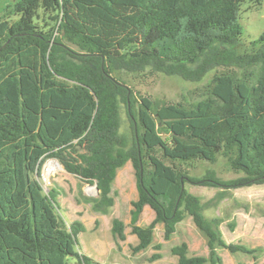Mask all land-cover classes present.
Segmentation results:
<instances>
[{"label": "trees", "instance_id": "obj_1", "mask_svg": "<svg viewBox=\"0 0 264 264\" xmlns=\"http://www.w3.org/2000/svg\"><path fill=\"white\" fill-rule=\"evenodd\" d=\"M244 0H14L0 13V264H91L78 249L79 220L67 227L55 187L44 192L40 166L54 158L82 181L83 196L106 213L111 184L130 160L137 199L131 201L133 253L153 241L156 223L168 240L186 215L205 238L207 255L170 248L176 264H222L218 248L254 254L259 248L226 242L221 218L204 209L230 188L264 183V29L241 50L237 20ZM260 4L264 0H249ZM146 69L200 81V98L156 101L118 75ZM128 120L122 129V108ZM223 156L241 175L213 169L189 174L194 162ZM214 186L202 202L185 183ZM148 204L154 218L136 223ZM264 215V211H263ZM233 226V223H230ZM114 217L111 233L126 238ZM119 246V244H118ZM160 243L148 257H160Z\"/></svg>", "mask_w": 264, "mask_h": 264}, {"label": "rangeland", "instance_id": "obj_2", "mask_svg": "<svg viewBox=\"0 0 264 264\" xmlns=\"http://www.w3.org/2000/svg\"><path fill=\"white\" fill-rule=\"evenodd\" d=\"M237 20L242 26L240 46L241 50H249L250 42L260 35L264 29V2L256 4L244 0L237 14ZM213 72H209L200 81L184 80L176 75H167L162 72H151L146 69L139 73L120 72L118 75L136 92L137 95L148 96L156 101L181 102L189 104L202 96L204 86L209 82ZM122 129L127 128L128 120L125 108H122ZM57 160V159H56ZM58 161V160H57ZM59 163V164H58ZM58 163L54 158H46L40 166L38 177L44 192L55 187L60 194L57 195L58 212L69 224L73 219H80L85 228L78 234V249L80 252L90 256L91 264H176V255L172 254L170 247L181 241L188 244V254L207 255L205 238L201 231L195 226L192 218L186 215L177 223L176 231L171 238H162V253L160 259L150 261L148 257L155 250L148 247L140 252L133 253L130 249L131 233L129 225L128 200L123 199V193L118 190L114 213L120 215L126 222V239L121 241L118 248L110 231L111 210L102 216L98 224H94V215L91 204L84 201L83 196L87 193L95 196L94 188L87 186L78 176L65 170L60 160ZM62 167H61V165ZM188 172L194 176H201L207 169H213L216 175L223 179H230L241 175L234 172L228 166L226 159L219 155L215 161H196ZM117 188L120 189L116 185ZM127 188V186H125ZM185 188L200 197L202 202L216 197L220 191L214 186L185 183ZM264 183L252 184L227 189L224 195L216 198V204H209L204 209L208 217H220L219 229L226 242H240L249 247H258L254 254L242 252L231 253L225 248H218L222 257V264H264ZM233 223V226H230ZM141 224H145L142 219ZM154 240L161 239V232L156 230ZM100 239V240H99ZM100 241L102 242L99 251Z\"/></svg>", "mask_w": 264, "mask_h": 264}, {"label": "crops", "instance_id": "obj_3", "mask_svg": "<svg viewBox=\"0 0 264 264\" xmlns=\"http://www.w3.org/2000/svg\"><path fill=\"white\" fill-rule=\"evenodd\" d=\"M14 0H0V13L3 11V9L6 7L7 4L9 3H12ZM116 185L119 188L116 187ZM125 186H127V188H125ZM90 188L92 189L93 186H90ZM118 190L121 191V193H123V199H121V196L120 194H118ZM119 195V198L121 200H128V210H129V222H130V211L132 209V205H131V201L132 200H135L137 199V189H136V180H135V174H134V169L132 167V164L130 162V160L126 161L121 167L117 168L116 170V173H115V177L112 181V184H111V195L113 196L114 198V203L113 205L109 208V210L106 212V213H101L99 211H95L92 209V204L91 202H88V201H85L87 203H90L91 204V209L93 210V212H95L96 214L94 215V224H98L99 223V220L102 216H106V214H108V212L111 210V215L109 216L110 218V231H111V221L114 217L116 218H119L121 219L124 224H125V228H124V232H125V235L127 236V231H126V222L124 219H122L120 217V215L114 213V206L116 205V195ZM86 196H93V194H89L87 193ZM96 196V195H95ZM155 216V213L153 211V209L148 205V204H145L141 210V212L139 213L138 217H137V220H136V223L139 224V225H146L148 224ZM142 219H144L145 221V224H141V221ZM73 220H79L80 219H73ZM72 220V221H73ZM81 222V221H80ZM84 225V224H83ZM85 228V226H84ZM177 228V227H176ZM158 230L161 232V239L159 240H154V235H155V231ZM131 233V232H130ZM79 234V233H78ZM112 234V233H111ZM111 237H113L114 239V243L116 245V247L118 248L119 246H121V241L123 240H118V244H117V240L114 238V236L112 235ZM162 238H163V224L161 222H158L156 223L155 227H154V232H153V241L152 243L148 246V247H153L154 244L156 243H160L161 244V247H162ZM171 238V237H170ZM126 239V238H125ZM164 239V238H163ZM100 240V239H99ZM138 241L137 239V236L135 234H132L131 233V245H134L136 244ZM184 241V240H183ZM188 245V244H187ZM101 246H102V242L100 241L99 243V247L97 248V250L99 251V249H101ZM173 246V245H172ZM171 246V247H172ZM147 247V248H148ZM170 247V248H171ZM146 249V248H145ZM144 249V250H145ZM161 249V248H160ZM159 249V250H160ZM189 249V248H188ZM142 251V250H141ZM140 252V251H139ZM160 253V257L157 258V259H160L162 257V253L160 251H158ZM151 255V254H150ZM189 255H192V254H189ZM90 257V256H89ZM177 258V256H176ZM155 260V259H154ZM152 261V260H150ZM176 263H177V260H176Z\"/></svg>", "mask_w": 264, "mask_h": 264}, {"label": "water", "instance_id": "obj_4", "mask_svg": "<svg viewBox=\"0 0 264 264\" xmlns=\"http://www.w3.org/2000/svg\"><path fill=\"white\" fill-rule=\"evenodd\" d=\"M87 183H88L87 186H93L95 194L97 195L99 190H98V187H97L96 183L95 182L94 183L87 182Z\"/></svg>", "mask_w": 264, "mask_h": 264}, {"label": "bare ground", "instance_id": "obj_5", "mask_svg": "<svg viewBox=\"0 0 264 264\" xmlns=\"http://www.w3.org/2000/svg\"><path fill=\"white\" fill-rule=\"evenodd\" d=\"M57 163H58V161L56 160V159H54ZM59 164V163H58ZM61 165V164H60ZM61 167H62V165H61Z\"/></svg>", "mask_w": 264, "mask_h": 264}]
</instances>
